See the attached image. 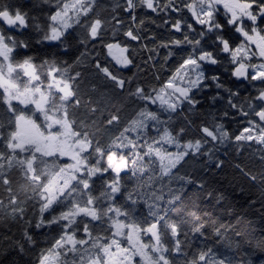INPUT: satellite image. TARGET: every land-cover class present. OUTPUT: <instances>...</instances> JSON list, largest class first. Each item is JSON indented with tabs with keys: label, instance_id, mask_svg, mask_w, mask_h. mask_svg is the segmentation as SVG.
I'll return each mask as SVG.
<instances>
[{
	"label": "snow or ice",
	"instance_id": "obj_1",
	"mask_svg": "<svg viewBox=\"0 0 264 264\" xmlns=\"http://www.w3.org/2000/svg\"><path fill=\"white\" fill-rule=\"evenodd\" d=\"M0 86L3 264L264 259V0H0Z\"/></svg>",
	"mask_w": 264,
	"mask_h": 264
},
{
	"label": "trees",
	"instance_id": "obj_2",
	"mask_svg": "<svg viewBox=\"0 0 264 264\" xmlns=\"http://www.w3.org/2000/svg\"><path fill=\"white\" fill-rule=\"evenodd\" d=\"M33 36H35V33H33ZM47 43V42H46ZM54 50V49H53ZM33 52H36L38 54H42L46 51H49V49L46 47V44H37L35 43V40H33ZM111 59V57H110ZM118 66V65H117ZM119 67V66H118ZM135 71V69H134ZM0 93H3L1 88H0ZM245 153L243 156L237 155L241 161L242 158H247ZM236 157H230L228 161V167L225 169V175L221 177L220 179L224 181V187L227 188L228 192L230 193V201L232 203L233 208L237 210V212H242V211H248L245 201L249 198L248 196V191H247V186L243 184V182L238 183L237 179H234L233 177L235 176L236 172H239L237 168L234 169V162ZM243 189V192L241 191ZM259 209V205H257V210ZM261 220L259 216L255 218V223H254V228L258 229L261 226ZM145 239H147L145 237ZM3 258H0V264H3L2 261Z\"/></svg>",
	"mask_w": 264,
	"mask_h": 264
},
{
	"label": "clouds",
	"instance_id": "obj_3",
	"mask_svg": "<svg viewBox=\"0 0 264 264\" xmlns=\"http://www.w3.org/2000/svg\"><path fill=\"white\" fill-rule=\"evenodd\" d=\"M256 22H253V25L255 27ZM237 155H239V152H237ZM247 158H242L243 163L245 166L255 164V161L251 159V157L246 154ZM235 168L233 171H235ZM261 171H264V165L260 166ZM234 179H237L238 183L243 182L244 185L247 186L248 196L252 197L255 200H261L264 199V184H261L259 180H257L256 185H252L251 181L247 179L245 175L242 174V171L236 172ZM252 237L259 240H264V224H261V226L256 229L254 228V231L252 233ZM246 242H251V239L249 238ZM260 252H264V248L260 249ZM260 253H256V255H259ZM258 264H264V259H261L258 261Z\"/></svg>",
	"mask_w": 264,
	"mask_h": 264
},
{
	"label": "rangeland",
	"instance_id": "obj_4",
	"mask_svg": "<svg viewBox=\"0 0 264 264\" xmlns=\"http://www.w3.org/2000/svg\"><path fill=\"white\" fill-rule=\"evenodd\" d=\"M71 15V14H70ZM119 66V65H118ZM120 67V66H119ZM17 71H20L21 75H20V79L21 80H24V81H27L29 78L28 76L26 75V72H24L23 70H17ZM13 75H15V73H13ZM34 83V82H33ZM2 92L4 91L3 87L0 86ZM18 103V102H17Z\"/></svg>",
	"mask_w": 264,
	"mask_h": 264
}]
</instances>
